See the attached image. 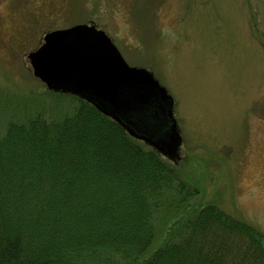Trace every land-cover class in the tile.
<instances>
[{
	"label": "rangeland",
	"instance_id": "obj_1",
	"mask_svg": "<svg viewBox=\"0 0 264 264\" xmlns=\"http://www.w3.org/2000/svg\"><path fill=\"white\" fill-rule=\"evenodd\" d=\"M22 24L30 35L15 43L10 35ZM78 25L105 31L126 62L150 70L174 100L181 158L157 154L199 195L180 207L161 201L146 257L208 204L264 233V0H0V138L8 124L58 125L74 114L79 98L49 90L28 56L45 32ZM79 132L62 134V158L84 149V139L72 142ZM106 153L118 158L114 147Z\"/></svg>",
	"mask_w": 264,
	"mask_h": 264
},
{
	"label": "trees",
	"instance_id": "obj_2",
	"mask_svg": "<svg viewBox=\"0 0 264 264\" xmlns=\"http://www.w3.org/2000/svg\"><path fill=\"white\" fill-rule=\"evenodd\" d=\"M29 32L22 24L10 37ZM77 102L61 124L12 123L0 138V264H264V233L211 204L146 257L161 201L180 207L199 193L156 151ZM75 127L83 132L72 142L84 139V149L67 160L62 134ZM114 144L128 146L123 160L106 153Z\"/></svg>",
	"mask_w": 264,
	"mask_h": 264
},
{
	"label": "water",
	"instance_id": "obj_3",
	"mask_svg": "<svg viewBox=\"0 0 264 264\" xmlns=\"http://www.w3.org/2000/svg\"><path fill=\"white\" fill-rule=\"evenodd\" d=\"M29 60L34 76L49 90L80 96L131 136L174 162L180 160L182 137L173 116V99L150 72L129 67L105 32L88 25L54 31ZM148 107L157 109L159 137L138 120Z\"/></svg>",
	"mask_w": 264,
	"mask_h": 264
},
{
	"label": "bare ground",
	"instance_id": "obj_4",
	"mask_svg": "<svg viewBox=\"0 0 264 264\" xmlns=\"http://www.w3.org/2000/svg\"><path fill=\"white\" fill-rule=\"evenodd\" d=\"M113 137V136H112ZM112 140V138L110 137H107V138H105V137H102V139H100L99 141H100V144H102V143H108V142H110ZM108 148V147H107ZM114 149L116 150V152L118 151V160H123V157H124V153L128 150V146H126V147H124L123 148V146H120V147H118V146H116L115 144H114ZM113 155H114V152L112 153ZM248 223H250V222H248ZM250 224H252V223H250ZM251 226H253V225H251ZM254 227V226H253Z\"/></svg>",
	"mask_w": 264,
	"mask_h": 264
}]
</instances>
